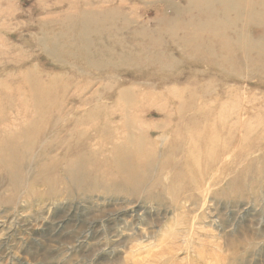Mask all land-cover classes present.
<instances>
[{"label": "rangeland", "instance_id": "1", "mask_svg": "<svg viewBox=\"0 0 264 264\" xmlns=\"http://www.w3.org/2000/svg\"><path fill=\"white\" fill-rule=\"evenodd\" d=\"M261 16L0 0V264H264Z\"/></svg>", "mask_w": 264, "mask_h": 264}, {"label": "bare ground", "instance_id": "2", "mask_svg": "<svg viewBox=\"0 0 264 264\" xmlns=\"http://www.w3.org/2000/svg\"><path fill=\"white\" fill-rule=\"evenodd\" d=\"M225 1V11L227 8L231 6H238L239 9V20L241 23L240 35L238 42L240 45L245 40V35L242 34L243 30L249 25L250 21L255 22L262 18V14L264 13V0H224ZM261 13V14H260ZM260 16H257L259 15ZM241 17L245 18V22L241 21ZM248 20V21H247ZM264 36V33L261 34V37ZM244 48V47H241ZM245 55L244 51H242ZM247 54V53H246Z\"/></svg>", "mask_w": 264, "mask_h": 264}]
</instances>
